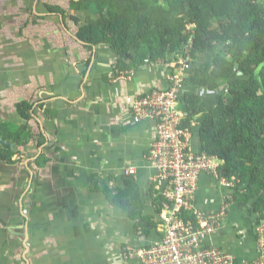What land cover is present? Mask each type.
<instances>
[{"label":"crops","instance_id":"1","mask_svg":"<svg viewBox=\"0 0 264 264\" xmlns=\"http://www.w3.org/2000/svg\"><path fill=\"white\" fill-rule=\"evenodd\" d=\"M79 1L0 0V126L24 125L17 105L27 102L35 116L28 128L44 135L41 146L21 148L14 163L0 162V264H140L126 252L159 239L157 228L149 237L136 232V221L112 197L132 179L144 215L159 219L150 192L155 170L146 161L155 123L133 122L124 97L166 89L167 69L157 62L114 77L109 47L77 36L97 10L75 9ZM42 103L57 117L47 119L37 108ZM191 133L197 152L199 137ZM130 167L132 177L124 173ZM94 176L113 193L96 189ZM230 183L199 176L194 208L225 210L203 246L252 261L263 223L252 205L228 200L236 191Z\"/></svg>","mask_w":264,"mask_h":264},{"label":"trees","instance_id":"2","mask_svg":"<svg viewBox=\"0 0 264 264\" xmlns=\"http://www.w3.org/2000/svg\"><path fill=\"white\" fill-rule=\"evenodd\" d=\"M90 5L96 17L77 36L90 46L109 47L114 77L163 60L168 66L172 58L190 60L179 103L187 114L183 127L196 130L197 150L217 157L218 176L236 184L228 200L252 205L264 225V0H80L73 7ZM178 66L168 67L167 75ZM37 108L47 119L57 117L46 103ZM17 112L24 125L0 126L1 163H14L30 141L44 142V135L28 128L33 106L21 102ZM93 181L96 189L113 193L104 180ZM150 192L158 218L171 204L156 184ZM115 193L113 202L136 221V232L149 237L159 221L144 215L139 185L127 179ZM182 211L194 222L192 210Z\"/></svg>","mask_w":264,"mask_h":264},{"label":"built area","instance_id":"3","mask_svg":"<svg viewBox=\"0 0 264 264\" xmlns=\"http://www.w3.org/2000/svg\"><path fill=\"white\" fill-rule=\"evenodd\" d=\"M179 66L173 76H166V89H152L124 97L127 113L133 122L148 120L155 123L146 161L155 170L153 182L166 202L171 204L159 214L158 241L130 249L126 257L136 258L140 264H264V225L257 229L258 257L252 261L235 262L231 255L212 246H203L219 228L225 210L216 213L194 208L192 201L199 176L202 173L212 175L226 187L231 186V181L218 176L220 162L216 156L195 152L192 148L191 129L183 127L187 114L179 109L190 60H182ZM124 173L132 177L136 169L130 167ZM226 204L225 200L223 205L227 207ZM182 210H192L194 222L185 220Z\"/></svg>","mask_w":264,"mask_h":264},{"label":"rangeland","instance_id":"4","mask_svg":"<svg viewBox=\"0 0 264 264\" xmlns=\"http://www.w3.org/2000/svg\"><path fill=\"white\" fill-rule=\"evenodd\" d=\"M170 57V56H169ZM169 58H167V60H168ZM170 61H173V63H171L170 64V66H168L166 63H164L165 62V60H163V61H159V63L161 64V66H164L166 69L168 68V67H173V66H175V65H177V64H179L180 63V61L179 60H176V59H174V58H172Z\"/></svg>","mask_w":264,"mask_h":264}]
</instances>
